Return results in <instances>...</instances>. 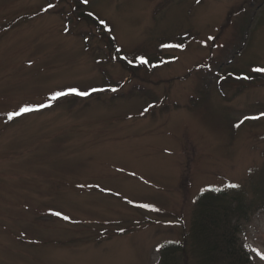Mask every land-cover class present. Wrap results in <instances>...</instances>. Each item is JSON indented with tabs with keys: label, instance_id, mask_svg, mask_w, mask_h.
Masks as SVG:
<instances>
[{
	"label": "rangeland",
	"instance_id": "1",
	"mask_svg": "<svg viewBox=\"0 0 264 264\" xmlns=\"http://www.w3.org/2000/svg\"><path fill=\"white\" fill-rule=\"evenodd\" d=\"M258 67L264 0H0V264H160L211 189L264 264Z\"/></svg>",
	"mask_w": 264,
	"mask_h": 264
},
{
	"label": "trees",
	"instance_id": "2",
	"mask_svg": "<svg viewBox=\"0 0 264 264\" xmlns=\"http://www.w3.org/2000/svg\"><path fill=\"white\" fill-rule=\"evenodd\" d=\"M247 198L242 191L211 189L201 194L183 242L163 246L160 264H187L188 247L194 264H251L250 252L240 240L254 210L253 199Z\"/></svg>",
	"mask_w": 264,
	"mask_h": 264
},
{
	"label": "snow or ice",
	"instance_id": "3",
	"mask_svg": "<svg viewBox=\"0 0 264 264\" xmlns=\"http://www.w3.org/2000/svg\"><path fill=\"white\" fill-rule=\"evenodd\" d=\"M83 3L87 4L88 3V0H83ZM49 8H52L54 7V5L52 4H49L48 6ZM47 10V9H46ZM88 15L91 17L93 16V13L89 12ZM98 19V22L100 25H102L105 29H107L109 32L111 31V29L108 27V24L105 20L103 19ZM165 47H183L182 44H177L175 46H171V45H165ZM117 51L119 52L120 49H117ZM125 60H127V57H124ZM139 61L141 64H148L149 61L147 59H145L143 56L141 57H138ZM127 62L129 64L133 63L132 60H127ZM253 71L257 72V73H264V67H258V68H255L253 69ZM244 79H250V77L248 76H245L243 77ZM98 89H93V91H97ZM113 91H115V89H113ZM71 94H75V95H80V96H87L89 95V93L87 91H79L78 89L76 88H71L69 89L67 92H64V91H60V92H55L51 97L50 99L51 100H57L59 99L60 97H63V96H67V95H71ZM50 105H46V104H38V105H31V104H25L23 107H20L18 111H13V112H10L8 114V120L11 121L13 120L14 118L16 117H19V116H22L24 114H27V113H31V112H34V111H38L44 107H49ZM261 115H264V113H262ZM260 117H245L244 119H259ZM237 127H239V125H237ZM230 187H233V188H236V187H239L238 185H230ZM143 207H149V205L145 204L143 205ZM55 215L57 216H60L61 213L60 212H56L54 213ZM64 219H68L67 216H64ZM258 255L261 256V259H264V254H261V253H257Z\"/></svg>",
	"mask_w": 264,
	"mask_h": 264
}]
</instances>
